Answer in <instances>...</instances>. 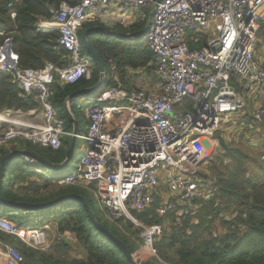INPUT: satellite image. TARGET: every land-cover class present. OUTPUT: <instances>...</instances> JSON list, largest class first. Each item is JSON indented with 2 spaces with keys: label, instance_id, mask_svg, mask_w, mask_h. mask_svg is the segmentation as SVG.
I'll return each mask as SVG.
<instances>
[{
  "label": "built area",
  "instance_id": "built-area-1",
  "mask_svg": "<svg viewBox=\"0 0 264 264\" xmlns=\"http://www.w3.org/2000/svg\"><path fill=\"white\" fill-rule=\"evenodd\" d=\"M14 5L15 0L8 3L13 19ZM52 13L38 28L58 32L57 41L67 52L64 67L52 62L38 69L22 67L13 38L0 30V70L10 72L13 82L39 102L36 110L0 111V148L23 140L58 149L64 136L72 134L53 105L52 85L57 78L63 83L92 78L93 62L81 41L87 21L114 16L139 23L151 18L144 38L154 56V85L133 90L113 86L77 102L65 101L66 110L73 116V109L79 110L88 124L85 134H77L84 140L79 163L67 175L54 177L46 163L23 158L29 169L57 184L88 189L105 220L119 227L120 221H132L141 229L142 248L161 264H170L154 247L164 224L145 225L131 211L149 208L160 195V216L177 204L183 206L178 222L195 214L199 200H210L217 190L200 176L207 146L219 145L216 134L225 133V125L237 118L252 129L264 121V63L257 55L264 0H75ZM119 115L121 121L110 130ZM162 186L168 190L166 198ZM0 232L42 252L70 233L60 234L51 220L21 227L2 214ZM0 264L28 263L14 244L0 238Z\"/></svg>",
  "mask_w": 264,
  "mask_h": 264
},
{
  "label": "trees",
  "instance_id": "trees-1",
  "mask_svg": "<svg viewBox=\"0 0 264 264\" xmlns=\"http://www.w3.org/2000/svg\"><path fill=\"white\" fill-rule=\"evenodd\" d=\"M10 1L13 0H0V30H6L13 38V49L19 55L20 65L38 69L43 68L46 62H52L58 67L66 66L67 52L57 41L58 32H43L38 28V23L51 20L52 10L59 8L63 2L71 3L75 0H15L14 9L17 12L15 19L11 18V9L8 8ZM96 25L105 24L100 19L89 20L83 25L81 35L86 28ZM145 25L146 22H136L124 27L115 23L109 29L133 33ZM88 40L105 65L106 82L95 91H87L98 84L101 78L95 61L83 45V53L93 62L92 78H82L75 83H63L57 78L52 85V102L65 119V129L68 133H72L74 128L65 106V101L70 95L75 94L72 101L77 102L113 86L125 88L128 70H142L150 74L154 67L152 64L154 56L144 34L124 37L97 30L89 34ZM203 44L192 47H202ZM115 72H118L122 84L113 79ZM38 108L36 95L25 92L15 84L10 72L0 70V111L11 109L27 112ZM73 113L80 133L83 130L82 113L79 110ZM122 117L115 116L109 124V129L113 130ZM71 138L70 134L64 136L58 149L40 146L33 149L32 143L17 140V144L11 148H0V165L4 156L15 150H26L42 156L47 161L62 163ZM222 146L224 152L218 158L225 160V164L220 163L218 167L211 168L216 178L213 185V188H217L216 194L210 200H199L200 206L196 216L191 214L178 222L175 212L183 207L180 204H177L176 210L160 216L157 212L162 200L160 195L154 196L149 208L131 211L132 215L145 225L173 220L170 227L166 228L163 235L154 242L159 257L167 263L264 264V142L256 148L248 147L245 140L231 146L222 142ZM21 158L27 167L16 172V161ZM78 187L60 185L52 178L37 174L29 169V164L20 155L7 160L1 180L2 197L16 202L45 203L66 194H82L93 209L95 217L135 255L141 246L140 242L143 241L140 237L141 229L130 221L124 227L130 229V226H134L135 230L131 232L123 231L125 228L120 229L118 224H115L116 227L109 226V222L97 212V203L93 196L91 199L87 197L86 193L90 191ZM1 206L4 209L0 208L2 212L0 214L15 220L21 227L38 226L46 220H51L57 223L60 234L70 232L77 239L74 246L60 238L49 252H42L32 249L16 236L0 232V238L4 242L14 244L25 256L28 264H131L122 250L97 228L85 205L78 199H67L47 208L14 206L10 209L0 203ZM217 222H220L223 230L214 234ZM75 249L79 250L82 256L70 258V253ZM139 261L141 264H154L153 262L158 264L156 258Z\"/></svg>",
  "mask_w": 264,
  "mask_h": 264
},
{
  "label": "rangeland",
  "instance_id": "rangeland-1",
  "mask_svg": "<svg viewBox=\"0 0 264 264\" xmlns=\"http://www.w3.org/2000/svg\"><path fill=\"white\" fill-rule=\"evenodd\" d=\"M101 21L105 24H107V23L115 24L116 23V24H122L125 26L131 25L130 22L128 23L127 21H125L123 19L116 18L114 16L103 17V19L101 18ZM261 26H262V28H260V31L258 34L257 55H258L259 59L264 63V20L261 23ZM131 73H133V75L138 74V76L134 79V82H135V85L137 88H148L156 82V78H154L152 76V73H150V74L142 73V72H140V70L131 71ZM74 111H76V110L73 109V112ZM237 121H238L237 123H235L231 126H228V124H226L225 125V129H226L225 133H223V134L217 133L216 134V137H218V139H219V145H216L214 147L213 146H207V156H206V159H205V161L202 165V168H201V177L205 181L207 187L210 185V184H208L209 181L215 183V180H216L215 175H213L211 168L216 167V166L218 167L220 163L225 164V160L219 159L220 157L218 158V156L224 152L222 142H224V144L227 143L228 145L231 146L235 143L243 142V140H245L248 143V147L251 146L254 148H256L257 146H260L264 142V121L262 122L261 125H259V126L257 125L256 127L253 128V129H256L257 132L255 130H253L250 125L247 126L242 121L241 118H237ZM242 122H243V125L238 126V124H240ZM83 145H84V142L82 140L78 139L77 145H76L75 151H74L73 160L69 163L70 164L69 166L65 167L62 170L53 169V168L48 167V170L52 173V175L54 177L63 176L67 172L68 173L71 172L73 170V168L77 167V165L79 163V158L83 152ZM31 147L33 149H36L39 146L32 144ZM215 160H217V162H216L217 165H215L216 164L214 162ZM227 161H228V159H227ZM16 164H17L16 172H18L20 168L26 169V167H27V165L24 164V161L22 158L20 160H17ZM205 173H207L206 174L207 176H205ZM161 192H163L164 198L168 197V190L165 187H163V186L161 187ZM86 194H87V197H89V199H91V196H92L91 192H87ZM96 207H97V212L101 214L98 205H96ZM0 208L2 209L3 207L1 206ZM198 209H199V207H198ZM176 212H175V214L177 215L179 213V209H177ZM0 213H2V212H0ZM196 214L197 213H195L194 216H196ZM194 220H195V222L197 221V219H194ZM172 221H173L172 219L171 220L168 219L163 223L165 226V229L170 227V225L172 224ZM108 224L111 227H116L115 224H112L110 222ZM120 224H121L120 229H124L125 228L124 226H127L126 224H129V222L126 221V219H125V221L124 220L120 221ZM113 229H115V228H113ZM126 230L128 232H131V231L135 230V227L130 226V229L125 228L123 231H126ZM222 230H223V226L220 224V222H217L215 224L213 233L217 234L219 232H222ZM140 237H141V234H140ZM140 244H141V246H140V248H141L143 246L142 245L143 241L140 242ZM143 252L144 253L147 252V255H150V252L148 251V249H147V251H145V247H144ZM135 255L137 257V254H135ZM75 256L81 257L82 255L78 254L77 251L73 250L70 253V258L75 257ZM153 263L156 264L155 262H153ZM157 263L161 264L158 260H157Z\"/></svg>",
  "mask_w": 264,
  "mask_h": 264
},
{
  "label": "water",
  "instance_id": "water-1",
  "mask_svg": "<svg viewBox=\"0 0 264 264\" xmlns=\"http://www.w3.org/2000/svg\"><path fill=\"white\" fill-rule=\"evenodd\" d=\"M151 22V18L148 19V21L146 22V25L144 28H142L141 30L137 31V32H133V33H121V32H115L110 30L107 26L104 25H96V26H91L86 28L81 35V41L83 43V45L85 46L86 50L89 52V54H91L93 60L95 61L99 72H100V81L98 84H96L95 86L87 89V91L92 92L95 91L99 88H101L105 82H106V77H107V73H106V69H105V65L100 57V55L98 54L97 51H95V49L92 47L91 43L88 40V36L91 32L93 31H103L106 32L108 34H112L114 36H124V37H131V36H140L146 33V31L149 28V24ZM80 92H77V94ZM75 94H72L69 96V100H72V98L74 97ZM70 118L73 121V131H72V138H71V142L69 144L68 150H67V154L65 157V160L62 163H53L50 161H47L46 159H44L42 156L38 155V154H34L32 152L26 151V150H15L12 151L11 153L7 154L6 156H4V158L1 161V165H0V203L5 206L6 208H12L14 206L17 207H30V208H47L53 205H56L62 201H65L67 199H78L80 200L86 207L88 214L90 216V218L92 219V221L94 222V224L97 226V228L103 232L110 240H112L121 250L122 252L126 255L127 259L131 262V264H141L139 259L136 257V255L132 254L130 252V250L126 247V245L116 236L114 235L111 230L105 226L102 222H100L94 214L93 209L91 208L89 202L87 201V199L85 198V196H83L82 194L79 193H71V194H66L63 195L53 201L50 202H45V203H29V202H16V201H11V200H6L2 197V193H1V180L3 179V175H4V171H5V166H6V162L8 159L13 158L16 155H20L22 157L24 156H32V157H36L38 160L46 163V165L49 168H53V169H64L65 167L68 166V164L73 160L72 155H73V151L76 145V141H77V134H78V130H77V121L75 119V116H73L70 112H68ZM63 239L66 240L65 236H63Z\"/></svg>",
  "mask_w": 264,
  "mask_h": 264
},
{
  "label": "crops",
  "instance_id": "crops-1",
  "mask_svg": "<svg viewBox=\"0 0 264 264\" xmlns=\"http://www.w3.org/2000/svg\"><path fill=\"white\" fill-rule=\"evenodd\" d=\"M128 23L130 22L131 24H134V23H136L135 22V20H133V19H130V20H126ZM105 24V23H104ZM113 24L112 23H107V24H105L104 26H107L108 28L110 27V26H112ZM123 26H125V25H123ZM130 26V25H129ZM125 27H128V26H125ZM131 71H135V70H128V72H127V75H128V81L126 82V84H124V87L127 89V90H133V89H136L137 87H136V85H135V82H134V79L138 76V74H135V75H133V73H131ZM140 72H142V73H146L145 71H142V70H140ZM148 74V73H147ZM113 79L116 81V82H119V84H122L121 82H120V80H119V74H118V72H115V73H113ZM154 84H152V86H153ZM82 127H83V130H82V132H80L79 134H85L86 132H87V129H88V124H87V121L85 120V118L82 116ZM256 132H257V130H255ZM80 140H82V139H80ZM83 142H84V140H82ZM15 144H17V141L16 142H14L13 143V145H15ZM70 165V164H69ZM68 165V166H69ZM66 174H68V172L66 173ZM65 174V175H66ZM64 176V175H63ZM121 226V225H120ZM65 238H66V241H67V243L68 244H72V245H74V246H76L75 244H76V242H77V239H76V237L73 235V234H70V233H66L65 235ZM144 250V248H140L139 250H138V252L136 253L137 254V257H138V259L139 260H141V261H147V260H149V259H154L151 255H147V252L146 253H144L143 252V250ZM75 251H77V253L78 254H82L79 250H77V249H75ZM146 251V250H145ZM149 254V253H148Z\"/></svg>",
  "mask_w": 264,
  "mask_h": 264
},
{
  "label": "bare ground",
  "instance_id": "bare-ground-1",
  "mask_svg": "<svg viewBox=\"0 0 264 264\" xmlns=\"http://www.w3.org/2000/svg\"><path fill=\"white\" fill-rule=\"evenodd\" d=\"M145 250L147 251V249L145 248Z\"/></svg>",
  "mask_w": 264,
  "mask_h": 264
}]
</instances>
